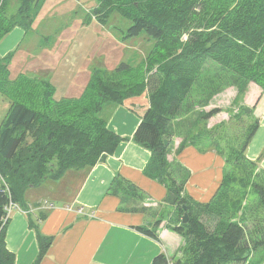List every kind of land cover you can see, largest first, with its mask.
Masks as SVG:
<instances>
[{
	"label": "trees",
	"instance_id": "trees-1",
	"mask_svg": "<svg viewBox=\"0 0 264 264\" xmlns=\"http://www.w3.org/2000/svg\"><path fill=\"white\" fill-rule=\"evenodd\" d=\"M0 1L1 42L16 26L30 29L44 0H16L15 12L9 10L11 0ZM93 13L102 25L111 21L121 40L145 33L142 39L147 38L151 46L138 66L127 61L112 71L94 67L90 78L76 87V94L58 99L56 86L42 74L47 70L35 74L22 72L12 78L10 64L17 51L0 55V91L10 100L0 125V264H16V254L8 249L6 241L10 218L5 221V207L10 201L27 208L26 194L30 188L47 180H59L70 169L91 168L129 139L151 150L145 172L167 186L166 201L179 209L182 224L168 223L186 240L180 250L182 255L173 258L175 264H235L246 259V251L264 245V184L253 183L261 213L241 217L252 222L247 229L243 222L223 214L225 211L236 215L241 207L236 198L230 197L237 194V181L232 180L229 170L230 156L226 158L224 154L223 179L215 195L207 203L196 202L184 194L189 172L183 164L176 160V167L184 174L182 182L173 170L172 174L169 172L172 147L165 144V138L171 135L172 123L193 88H203L208 93L216 90V78L205 75L211 61L240 80L257 82L264 90V0H98ZM118 14L130 21L128 27L114 24L112 19ZM226 80L231 81L232 76ZM141 96H146L148 107L134 135L122 136L110 129V117L103 115L106 104L134 108L136 103L132 101ZM216 112L214 109L208 116ZM252 127L239 157L259 166L264 149L256 159H250L247 150L260 120ZM188 145L195 144L181 143L177 153ZM235 162L236 168L244 172L245 166ZM2 177L9 185V193L3 191ZM243 178L238 181H244ZM109 192L120 196L125 204L128 199L146 198L144 191L119 175ZM125 204L120 208L147 211L142 206L132 208ZM195 206L219 211L215 231H209L194 214ZM186 211L188 222L183 220ZM45 217L46 213H42L40 219ZM161 221L137 228L160 240L157 229ZM36 231L40 250L34 264H40L54 237L44 236L38 225ZM247 237L252 239L251 245L246 244ZM152 264H169V257L161 253Z\"/></svg>",
	"mask_w": 264,
	"mask_h": 264
},
{
	"label": "crops",
	"instance_id": "crops-1",
	"mask_svg": "<svg viewBox=\"0 0 264 264\" xmlns=\"http://www.w3.org/2000/svg\"><path fill=\"white\" fill-rule=\"evenodd\" d=\"M31 27H39L37 19ZM26 31L21 26L14 27L0 42V55L18 52L27 36ZM32 46L23 49L29 51ZM43 70H47L52 83L57 84L56 88L61 87V98L76 94V88L71 91L76 73L67 75L66 83L63 73L57 75V70L50 68ZM111 108L109 128L122 136H133L145 109L140 105L130 108L126 104ZM263 125L262 119L249 145L247 155L250 159H256L264 149V135L259 140ZM178 146V142L174 144L168 159L182 163L189 172L184 194L196 202H209L223 179L224 156L215 150L202 151L195 145H188L177 153ZM151 154L150 149L133 139L124 140L114 154L95 166L70 169L59 180H47L39 187L30 188L26 194L28 205L39 206L38 203L46 199L58 202L53 203L54 208L37 209L30 214L24 209L12 212L6 241L8 249L16 254V264H34L40 250L36 225L44 236L54 237L40 264H152L161 253L169 258L180 255L183 237L168 227L170 219L164 213L167 206L171 208L166 201L167 186L145 172ZM261 166L264 167V159ZM118 175L138 186L145 192L146 198L139 201L128 199L125 204L120 196L110 193L109 188ZM56 188L58 191L55 192ZM124 204L132 208L142 206L147 211L121 209ZM42 213H46L43 220L40 219ZM160 219L162 221L157 229L160 240L137 228L151 226Z\"/></svg>",
	"mask_w": 264,
	"mask_h": 264
},
{
	"label": "rangeland",
	"instance_id": "rangeland-1",
	"mask_svg": "<svg viewBox=\"0 0 264 264\" xmlns=\"http://www.w3.org/2000/svg\"><path fill=\"white\" fill-rule=\"evenodd\" d=\"M11 1L12 6L10 5L9 10L15 12L18 3L16 0ZM97 5L98 0H44V7L42 6L44 9L37 16L39 27H31L26 31L27 36L10 64L11 77L14 78L22 72L35 74L36 70L50 68L57 70V75L59 72L63 73L67 83V75L73 76L76 73L71 82L74 83L71 90L73 91L84 80L90 78L94 67L102 66L107 71H112L121 62L127 61L133 66H138L151 46L147 38L142 39L145 33L139 37L121 40L111 21L102 25L95 18L93 12ZM112 20L120 28L130 25V21L119 14ZM32 44L31 50L23 49L30 48ZM50 48H54L55 51ZM42 74L48 76V73ZM205 75L216 78L214 80L216 90L208 93L203 88L198 90L196 87L193 88L191 96L172 123L171 135L167 137L168 144L171 147L177 142L179 145L195 144L202 150H215L223 156L225 154L226 158L230 156L232 163L229 170L232 173V180L237 181L236 197L235 194H231L230 197L231 200L236 198L241 207H238L236 215L225 211L223 214H228L229 219L233 221L243 222L249 229L252 222L250 220L246 222L243 218L245 214L250 217L251 213L256 215L261 213L259 196L254 184H264V167L261 164L250 165V162L239 156L241 145L247 139L251 127L255 125L256 120H260V124L262 119L264 120V90L257 82L240 80L212 61L207 65ZM229 76H232L231 81L226 80ZM60 89L61 87L58 86L56 91L58 99L61 98ZM132 102H135L136 106L140 105L142 109L148 107L146 96H141ZM106 106L103 115L109 118L112 108L109 104ZM9 107V98L0 91V125ZM214 109L218 112L209 117L208 114ZM263 135L264 130L259 140ZM257 142L252 149L253 152ZM235 160L245 166L244 172L236 168ZM170 163L168 168L170 174L175 172L178 180L182 182L184 174L181 168L176 167L177 161L170 160ZM242 176L244 181H238ZM56 187L59 188L58 185ZM58 188L54 191H58ZM46 190L49 191L48 188ZM54 202L58 201L52 199L50 203ZM170 206V209L168 206L164 209V213L170 219L169 225L182 224L178 207L171 203ZM209 209L205 211L202 207L195 206L193 212L199 216L209 231L213 232L220 220L219 211ZM185 243L183 237L181 245ZM247 243L251 245L252 239L247 237ZM244 255L248 257L235 264H264V245L256 250L246 251Z\"/></svg>",
	"mask_w": 264,
	"mask_h": 264
},
{
	"label": "built area",
	"instance_id": "built-area-1",
	"mask_svg": "<svg viewBox=\"0 0 264 264\" xmlns=\"http://www.w3.org/2000/svg\"><path fill=\"white\" fill-rule=\"evenodd\" d=\"M0 4H1V1H0ZM2 184L4 185L3 191H6V192L9 193L11 190L9 188L8 183L6 182V180L3 177H2ZM38 205L39 206H35V205H30L29 204V205H27V208H24V207H21L18 203L14 202V201H10L5 207V210H6L5 221L8 220L11 217L12 212L14 210H23L24 209V211L29 213V212H34L37 209H45V208L48 209V208L54 206L53 203H50L48 200H43ZM169 264H175L173 258H169Z\"/></svg>",
	"mask_w": 264,
	"mask_h": 264
},
{
	"label": "water",
	"instance_id": "water-1",
	"mask_svg": "<svg viewBox=\"0 0 264 264\" xmlns=\"http://www.w3.org/2000/svg\"><path fill=\"white\" fill-rule=\"evenodd\" d=\"M168 143H169V142H168V139L165 138V144L168 145ZM184 208L187 209V206L184 205ZM183 220H184V222H188V220H189V213H188L187 211H186L185 214H184V219H183Z\"/></svg>",
	"mask_w": 264,
	"mask_h": 264
}]
</instances>
